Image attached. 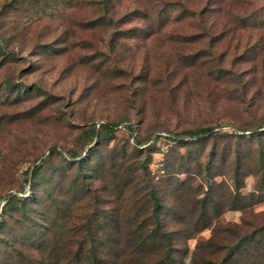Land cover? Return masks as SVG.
Returning a JSON list of instances; mask_svg holds the SVG:
<instances>
[{"label": "rangeland", "instance_id": "obj_1", "mask_svg": "<svg viewBox=\"0 0 264 264\" xmlns=\"http://www.w3.org/2000/svg\"><path fill=\"white\" fill-rule=\"evenodd\" d=\"M110 120L118 123L105 131L99 122ZM91 123L98 178L79 183L76 162L53 151L18 191L48 145L82 153ZM205 125L199 138L187 134ZM146 182L159 219L175 228L172 264H194L195 242L210 234L226 244L264 222V0H0V194L37 200L1 212L0 264H73L75 251L90 264L84 215L96 223L107 211L120 242L109 264L158 256L147 217L144 244L133 253L126 245L151 204ZM209 182L216 224L200 228ZM205 205L212 213V200ZM207 249L215 261L223 250Z\"/></svg>", "mask_w": 264, "mask_h": 264}, {"label": "trees", "instance_id": "obj_2", "mask_svg": "<svg viewBox=\"0 0 264 264\" xmlns=\"http://www.w3.org/2000/svg\"><path fill=\"white\" fill-rule=\"evenodd\" d=\"M107 1V0H105ZM118 122L114 120L110 121H100L99 125L104 128L105 131L112 130L113 127ZM125 126L129 129V132L132 133L133 126L131 124H125ZM212 129L211 125H205L200 126L199 128L189 130L187 131V134L190 136H194L196 138H199L202 136L206 131H209ZM99 128L95 126L94 123H91L89 126L83 128V133L85 134V147L83 149V152L80 153L79 150L74 149L70 146H65L63 149L59 150L54 145H48L46 147V152L43 153V155L36 157L35 160L31 162L28 166H26L21 173V179H22V186H20L21 189H18L20 192H24L25 189L23 188V185H26L28 188H31L33 180L35 179L37 173H39L43 161L49 159V156L53 151L65 154L69 159L76 162L77 166V178L79 179V183H84V181H88V177L92 176L102 169L103 163H100V161L91 165V161L93 159V152L95 149V140L96 137H98ZM252 134L257 133L256 130H251ZM170 134V133H168ZM172 136H176L180 138L181 135L179 134H170ZM160 134L157 133L154 135V137H159ZM138 137H133L132 143L133 145H137L139 142ZM150 153L146 151L143 159H141L138 163V171L140 174H145L148 171L146 160L149 159ZM206 168H209L208 165H206ZM236 172V171H234ZM98 178V177H97ZM145 189L147 190L148 194L151 197V204L150 207H148V211L143 213V216L137 224H133V227H131V234L133 232H137L134 234V237H132L131 241L127 242V248L133 253L134 250L140 249V247L144 244L145 239L143 235H141V231L143 229V223L146 219L150 221V225L147 231H152L157 233L158 235V241L156 242L157 245H160V254L158 256H151V257H143V258H136L134 260V263L131 264H172L173 261V231H175V228H166L164 225V222L159 219V208L161 207V202L158 199V196L156 194L155 186L154 184H151L150 182H146L143 184ZM142 185V186H143ZM206 187V195L201 197L200 201V208L197 215V221L201 220V217L204 218V220L200 224L201 226H206L211 223L212 226H215V221L212 220L215 219L217 215V207L218 203L220 202L219 196H215V191H213L212 183H207ZM237 185V184H236ZM118 187V188H117ZM116 189H122L121 184H116ZM120 191V190H118ZM249 196L254 194V191H248ZM237 195L241 196V193L237 190L233 195V197H236ZM239 196V197H240ZM31 191H26V193H18L17 191H12V189H7L3 194H0V198L2 201L0 202V224L2 223L3 215L1 214L2 211L8 210L10 207H14L17 205L28 206L32 204V202H37V200H34L31 198ZM212 200L214 205V210L212 213H207L205 201L207 199ZM255 201V200H253ZM245 205V202H238L235 204H232V207H243ZM110 208H107V210ZM92 213H86L84 215V227L86 233L89 235V241L88 246L86 249V257L89 260L90 264H109L108 259L112 258V254L109 255L108 248L111 249H118L119 246L118 238L115 237V234H117L119 231L117 230V227L119 226L118 218H116L112 211H107V214H104L99 220V222H95L96 217L94 218L91 216ZM226 225L224 224V227ZM217 227V225H216ZM230 227V226H229ZM115 230H114V229ZM99 230H102L103 232L100 233L99 236L95 235V232ZM234 230V229H233ZM250 241L252 244L248 245L246 248L242 245L244 241ZM117 246V247H116ZM210 247L211 249L214 248H220L222 250V254L219 256V258L215 261L214 258L210 256L211 252L209 249H207L203 253V249L206 247ZM191 261L194 264H200L202 262L207 263H215V264H230L231 262L235 264H260L261 257L264 258V222L261 225L254 226L252 228H248L247 230L238 233L233 241L225 243H218L214 239V237L210 234L205 239H201V241L195 242L194 248L191 251ZM73 264H81L79 261V258H81V255L78 252H73ZM85 264V263H83Z\"/></svg>", "mask_w": 264, "mask_h": 264}]
</instances>
